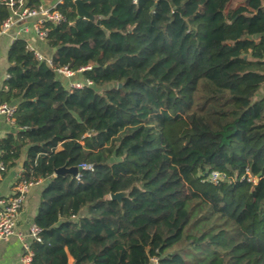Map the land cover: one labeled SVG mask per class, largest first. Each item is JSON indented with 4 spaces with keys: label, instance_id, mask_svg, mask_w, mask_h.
<instances>
[{
    "label": "trees",
    "instance_id": "1",
    "mask_svg": "<svg viewBox=\"0 0 264 264\" xmlns=\"http://www.w3.org/2000/svg\"><path fill=\"white\" fill-rule=\"evenodd\" d=\"M74 1L44 26L52 66L17 40L0 94V159L46 182L32 264H264V0H81L96 22Z\"/></svg>",
    "mask_w": 264,
    "mask_h": 264
},
{
    "label": "built area",
    "instance_id": "2",
    "mask_svg": "<svg viewBox=\"0 0 264 264\" xmlns=\"http://www.w3.org/2000/svg\"><path fill=\"white\" fill-rule=\"evenodd\" d=\"M27 1L28 0H0V7L2 5L6 6L12 13L8 19L0 22V36L6 33L18 21H23L28 18H36V21L33 25L35 34L39 41L46 42L48 34L44 29L45 24L48 22L60 24L65 21L63 15L57 11L58 5L62 4L63 0L48 7L45 5V3H42L37 8L28 7ZM41 1L44 2L45 0ZM27 49L34 54L38 61H46L48 65L52 66V60L46 58L38 49L28 44ZM57 74L60 77H72L75 73L68 70L67 68H61L57 70ZM81 88H83V83L81 82H76L69 86L70 91ZM16 111V105L10 106L0 102V114L5 115L9 121L15 122L14 116ZM80 168L92 170V166L86 164L81 165ZM6 172L7 167L0 159V179H2ZM207 179L213 184H218L221 181H224L226 176L221 172L214 171L210 174H207ZM242 179H245V176H243ZM247 180L251 183L257 182V179L252 178L250 175H248ZM42 182V180L35 182L20 181L16 184L12 196L0 199V242H6L16 235L18 220L27 201L28 194L33 187L41 185ZM41 233L42 230L36 224H33L30 227L28 233L29 241L24 244V255L21 259V264H32V243L41 241Z\"/></svg>",
    "mask_w": 264,
    "mask_h": 264
},
{
    "label": "crops",
    "instance_id": "3",
    "mask_svg": "<svg viewBox=\"0 0 264 264\" xmlns=\"http://www.w3.org/2000/svg\"><path fill=\"white\" fill-rule=\"evenodd\" d=\"M59 1L61 0H45L43 3L48 7ZM35 21L36 18L18 21L0 36V94L6 90V82L9 79V70L12 66L9 53L17 40H25L28 45L38 49L48 59H51L54 53V49L49 47L47 41L41 42L37 38L33 28ZM61 79L66 87L82 81L79 74H74L72 77H61ZM260 92L263 93L262 96L264 97V86ZM17 132L15 122L9 121L5 115L0 114V140L5 139L9 135H16ZM26 152L27 150L24 151L17 165L8 169L2 179H0V199L13 195L14 188L23 173ZM45 186L46 182H42L41 185L35 186L30 190L18 220L16 235L6 242H0V264H21V259L24 255V244L29 241V229L35 223L38 215L41 195Z\"/></svg>",
    "mask_w": 264,
    "mask_h": 264
},
{
    "label": "water",
    "instance_id": "4",
    "mask_svg": "<svg viewBox=\"0 0 264 264\" xmlns=\"http://www.w3.org/2000/svg\"><path fill=\"white\" fill-rule=\"evenodd\" d=\"M75 5H76V14H77V19L78 20H88V21H93L96 22L97 19L94 15L89 13L85 8L84 4L81 0H75ZM55 51V50H54ZM122 85H119V88H121ZM79 173V168L78 167H67L63 166L61 168H58L55 170V176L59 175H66L69 174L73 177H77ZM207 176V174H206ZM128 196L127 192H118V193H111L110 194V199L114 201H118L119 203L122 202L124 198Z\"/></svg>",
    "mask_w": 264,
    "mask_h": 264
},
{
    "label": "rangeland",
    "instance_id": "5",
    "mask_svg": "<svg viewBox=\"0 0 264 264\" xmlns=\"http://www.w3.org/2000/svg\"><path fill=\"white\" fill-rule=\"evenodd\" d=\"M262 95H263V93H262V92H260V94H259L258 98H261V97H263Z\"/></svg>",
    "mask_w": 264,
    "mask_h": 264
}]
</instances>
